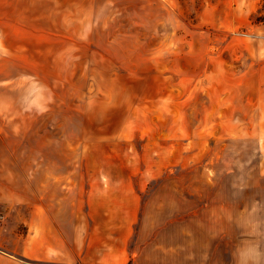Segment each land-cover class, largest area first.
Segmentation results:
<instances>
[{"label":"rangeland","instance_id":"374dc122","mask_svg":"<svg viewBox=\"0 0 264 264\" xmlns=\"http://www.w3.org/2000/svg\"><path fill=\"white\" fill-rule=\"evenodd\" d=\"M41 164L77 165L79 201L117 188L147 225L174 182L259 180L264 202V0H0L13 193ZM16 212L0 228L22 233Z\"/></svg>","mask_w":264,"mask_h":264},{"label":"crops","instance_id":"0c3cea01","mask_svg":"<svg viewBox=\"0 0 264 264\" xmlns=\"http://www.w3.org/2000/svg\"><path fill=\"white\" fill-rule=\"evenodd\" d=\"M0 167V207L6 219L20 212L25 227L0 228V264H264L259 180L174 182L181 184L158 192L169 209L152 212L147 225L144 212L127 211L126 196L113 186L86 188L79 201L77 165L41 164L32 191L22 171L21 194Z\"/></svg>","mask_w":264,"mask_h":264}]
</instances>
